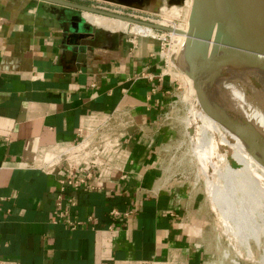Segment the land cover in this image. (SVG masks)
<instances>
[{
    "label": "crops",
    "instance_id": "obj_1",
    "mask_svg": "<svg viewBox=\"0 0 264 264\" xmlns=\"http://www.w3.org/2000/svg\"><path fill=\"white\" fill-rule=\"evenodd\" d=\"M90 1L142 14L161 0ZM114 20L0 0V264H227L211 215L164 165L158 45ZM81 130V145L102 133L122 152L95 170L99 189L62 192V154ZM60 201L75 228L54 221Z\"/></svg>",
    "mask_w": 264,
    "mask_h": 264
},
{
    "label": "water",
    "instance_id": "obj_2",
    "mask_svg": "<svg viewBox=\"0 0 264 264\" xmlns=\"http://www.w3.org/2000/svg\"><path fill=\"white\" fill-rule=\"evenodd\" d=\"M40 1L153 30L171 31L162 25L67 0ZM181 58L182 70L192 80L202 107L264 165V139L252 132L248 121L238 112L216 99L214 87L215 75L227 67L246 69L264 79V0H192Z\"/></svg>",
    "mask_w": 264,
    "mask_h": 264
},
{
    "label": "bare ground",
    "instance_id": "obj_3",
    "mask_svg": "<svg viewBox=\"0 0 264 264\" xmlns=\"http://www.w3.org/2000/svg\"><path fill=\"white\" fill-rule=\"evenodd\" d=\"M189 15L190 13H185L187 27ZM121 22L114 20L116 25ZM158 25L171 29L168 35L178 42L177 47L181 51L177 59L172 61L176 63V66H180L186 38L183 39L184 41L177 38L179 32L176 30V25L166 20ZM134 27L137 33L142 35H156L149 27L141 25H134ZM185 35L187 36V31ZM173 53L169 57V62L173 58ZM185 81L188 86L194 88L188 76ZM214 87L216 99L238 112L248 121L252 132L264 139V79L246 69L235 70L227 67L215 75ZM196 117L195 122L188 126V132L191 136L192 152L207 175L209 185L207 184L206 193L218 207L221 208L222 203L225 204L220 209L221 216L225 222L233 220L235 222L233 232L239 234L254 222L255 215H264L261 212L264 207V180L262 179L264 165L257 161L232 131L208 113L201 103H199ZM219 149L222 150L221 154L217 151ZM215 176L221 180L220 183L213 184Z\"/></svg>",
    "mask_w": 264,
    "mask_h": 264
},
{
    "label": "rangeland",
    "instance_id": "obj_4",
    "mask_svg": "<svg viewBox=\"0 0 264 264\" xmlns=\"http://www.w3.org/2000/svg\"><path fill=\"white\" fill-rule=\"evenodd\" d=\"M67 1L94 7L119 15L133 17L138 20L147 21L155 24L162 23L166 20L170 22V24L176 25V30L179 32L177 38H181L182 41H184L183 39L186 38L185 33L188 28L187 23L185 21V13H190L192 5V0H179L177 2L161 0L160 2H158V4L155 5L153 3L152 5L147 7L145 9V13L134 14L121 8L94 4L89 0ZM128 27L129 30L131 29V31L134 33V36L148 38L150 40L156 41L159 48L160 57L162 59L161 77H163V79H165L170 84V94L169 97L163 103L159 119L160 129L163 133V145L161 151L165 161L164 165L167 169H169L173 180L176 181V184L178 185V188L188 192L191 195L196 196L198 204H200L202 208L207 209V213L211 215L216 225L224 228L223 224L225 222L221 218L220 209L225 206V204L223 205L222 203L220 208L207 195V184L209 185V182L207 181V175L205 174L203 167L200 165L199 160L193 154L192 147L190 144L191 136L188 132V126L192 124V122L194 123L197 119L196 113L199 109L200 102L198 100L194 88L186 84L185 79L187 75L183 73L181 67L183 65L182 58L180 60V66H176V63L172 61V59H177L181 51L180 48L177 47L178 42L174 40L175 38L173 39V37H170V35H168L169 32L154 30L156 34L155 36L142 35L141 33H137L136 28L133 24H128ZM114 31L122 32L123 29H115ZM171 53H173V58H171L169 62V57L171 56ZM217 151L221 154L222 150L219 149ZM262 179L264 180V178ZM213 181V184H217L220 183L221 180L215 176ZM211 207H214V211L211 209ZM261 212L264 214V207ZM258 217L261 219L264 218V215ZM258 217L255 216L253 218L256 221H260ZM249 226L240 233H246L245 230L248 231ZM261 227V224L256 225L257 235L259 234L258 232L264 230V228ZM256 231H253V233L255 232V238L258 237L256 235ZM245 237L246 236L243 235V238ZM262 237L263 236H261L260 239L261 242L264 241ZM256 242L258 245H260V243H258V240H256Z\"/></svg>",
    "mask_w": 264,
    "mask_h": 264
},
{
    "label": "built area",
    "instance_id": "obj_5",
    "mask_svg": "<svg viewBox=\"0 0 264 264\" xmlns=\"http://www.w3.org/2000/svg\"><path fill=\"white\" fill-rule=\"evenodd\" d=\"M83 136L84 130H81L79 132V137L81 138L80 142L62 154L63 164L65 166L64 179L61 180L62 192L67 189H74L77 191H92L99 189L100 178L97 174L98 176L94 180V176L96 175L95 170L99 169L100 172L103 173L109 165L107 162L108 157L113 154L115 157H118L120 152H122V146L118 142L105 138V135L102 133L99 135L97 141L93 142L90 146L81 145L84 142ZM86 148L88 149L85 150ZM81 152L87 153L89 159L82 163H74L72 159L77 157ZM69 202L72 205L75 204L74 199H70ZM62 205L61 201L57 203L54 221L64 222L71 228H75L79 223L73 222L69 219L68 213L63 209ZM213 208L211 207L212 210ZM110 215L113 218L119 219L121 214L117 210H112ZM211 220L214 234V258L220 259L227 264H264V241L261 242L260 240L261 236H263L262 238L264 240V230L258 232L259 234L257 238H255V234L252 233L253 231H256V225L258 224H261V228H264V218L260 219V221H256L253 218L254 223H250L249 230L244 234H235L233 232L235 226L233 220L225 222L222 218L225 222V225L223 224L225 229L216 225L212 217ZM243 235L246 237L243 238ZM256 240L259 241L258 243H260V245L257 244Z\"/></svg>",
    "mask_w": 264,
    "mask_h": 264
}]
</instances>
